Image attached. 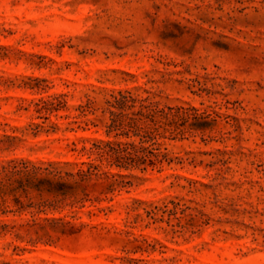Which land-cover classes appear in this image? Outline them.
I'll list each match as a JSON object with an SVG mask.
<instances>
[{
    "label": "rangeland",
    "instance_id": "rangeland-1",
    "mask_svg": "<svg viewBox=\"0 0 264 264\" xmlns=\"http://www.w3.org/2000/svg\"><path fill=\"white\" fill-rule=\"evenodd\" d=\"M0 264H264V0H0Z\"/></svg>",
    "mask_w": 264,
    "mask_h": 264
},
{
    "label": "trees",
    "instance_id": "trees-1",
    "mask_svg": "<svg viewBox=\"0 0 264 264\" xmlns=\"http://www.w3.org/2000/svg\"><path fill=\"white\" fill-rule=\"evenodd\" d=\"M130 161L133 162L134 160L130 159ZM148 161H150V163L153 164L151 160H148ZM90 169H95V167H93L91 164H89L88 168H87V172H89ZM87 172L80 170V174H86Z\"/></svg>",
    "mask_w": 264,
    "mask_h": 264
}]
</instances>
